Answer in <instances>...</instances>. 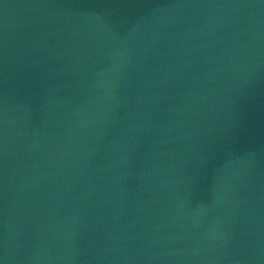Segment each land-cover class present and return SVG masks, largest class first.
Instances as JSON below:
<instances>
[{
  "label": "water",
  "instance_id": "water-1",
  "mask_svg": "<svg viewBox=\"0 0 264 264\" xmlns=\"http://www.w3.org/2000/svg\"><path fill=\"white\" fill-rule=\"evenodd\" d=\"M0 264H264V0H0Z\"/></svg>",
  "mask_w": 264,
  "mask_h": 264
}]
</instances>
